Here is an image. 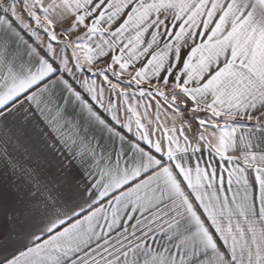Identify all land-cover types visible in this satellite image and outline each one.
<instances>
[{
  "label": "snow or ice",
  "instance_id": "snow-or-ice-1",
  "mask_svg": "<svg viewBox=\"0 0 264 264\" xmlns=\"http://www.w3.org/2000/svg\"><path fill=\"white\" fill-rule=\"evenodd\" d=\"M0 264H264V0H0Z\"/></svg>",
  "mask_w": 264,
  "mask_h": 264
},
{
  "label": "crops",
  "instance_id": "crops-1",
  "mask_svg": "<svg viewBox=\"0 0 264 264\" xmlns=\"http://www.w3.org/2000/svg\"><path fill=\"white\" fill-rule=\"evenodd\" d=\"M106 96H107V93H106ZM54 135V134H53Z\"/></svg>",
  "mask_w": 264,
  "mask_h": 264
}]
</instances>
